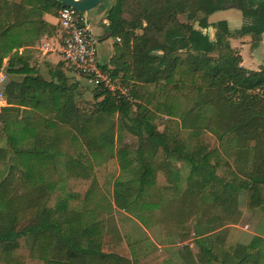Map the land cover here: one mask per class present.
<instances>
[{
  "label": "trees",
  "instance_id": "obj_1",
  "mask_svg": "<svg viewBox=\"0 0 264 264\" xmlns=\"http://www.w3.org/2000/svg\"><path fill=\"white\" fill-rule=\"evenodd\" d=\"M103 4L106 31L119 40L113 68L101 67L112 79L122 71L132 85L126 94L95 89L102 99L83 107L79 83L67 84L62 61L47 63L48 79L30 63L29 35L54 28H43L42 12L57 14L64 5L0 0V70L7 57L9 77L2 90L8 106L0 108V264H132L119 247L103 249L107 234L117 233L113 205L144 225L161 212L159 222L177 224L181 240L193 232L197 261L187 249L180 252L183 264H264L262 237L228 247L221 237L241 216L240 195L247 210L264 209V66L243 67L229 43L249 35L251 47L259 44L264 0ZM228 8L244 19L234 32L225 20L208 22ZM182 13L202 14L198 24L212 26L213 36L179 20ZM144 93L176 114L178 124L142 104ZM116 127L136 137L135 148L120 142ZM113 162L120 172L112 204L98 177L106 178ZM177 162L189 165L183 187ZM61 180L74 189L52 203ZM78 199L80 208L71 202ZM21 237L33 239L31 246L21 247ZM216 245L223 251L215 252Z\"/></svg>",
  "mask_w": 264,
  "mask_h": 264
},
{
  "label": "rangeland",
  "instance_id": "obj_2",
  "mask_svg": "<svg viewBox=\"0 0 264 264\" xmlns=\"http://www.w3.org/2000/svg\"><path fill=\"white\" fill-rule=\"evenodd\" d=\"M108 1L112 3L114 0H108ZM105 16H106V8H104V5L102 3L98 5L97 7H95L94 9L86 12V17L89 20L92 31L94 32V34L96 35L98 39V43H97L98 59L101 62V64H107L108 65L107 68L112 69L113 66L110 64V60H111V57L115 56L114 43L116 42V39L115 37L111 35H107L105 39H102L103 36L107 33L106 25L108 22L105 19ZM124 16L128 17V14L126 13L124 14ZM201 16L202 14H199V13H182L179 15V20H181L184 23L193 24L196 28L197 27L199 28L200 26L198 24V20ZM243 22H244V19H243ZM200 28L203 31L206 29L202 27ZM208 32L211 36H213L212 33L214 32V28L212 27L210 29V26H209ZM55 47L53 46V44H50L48 48H53V49H48V52L46 51V55H43L42 54L43 50H40L39 48L30 49L32 51V54H31L32 60L30 61V63L34 66L36 70L38 69L46 79H48L49 77V75L47 74V70H48L47 63L49 62L55 65L60 61L58 51L55 49ZM16 51L20 52L21 49L15 48L10 53H14ZM7 59H8L7 57L3 59L1 70H0V72L2 71L5 75V77L2 79L3 87L9 81V77L5 73V69H4ZM62 69H63V72L68 77V82H67L68 85H70L74 81H78L79 83L78 88H77L78 92L76 91L75 93V94L79 93L78 95L79 104H81L83 107H90L95 101H99L100 99H102V98L96 99L94 97V93L96 90L93 89V87L89 85L88 83L86 84V82L82 78L74 75L73 73H70L66 67H63ZM108 69L106 70V72L110 76ZM122 75H123V72L120 71L118 76L113 77V79L110 78L111 79L110 81H111L113 90L117 89V91H120L126 94L128 93L129 88L132 85V82H130L129 80L122 81ZM14 78H16V80L20 79L17 75L14 76ZM144 89H146V87H144L141 91H143ZM112 93H115V92L112 91ZM137 101L139 102V100H136V99L134 100V102H137ZM140 102L144 104L150 111L160 114L161 117H163V119L166 118V119L174 120L177 122V124L180 121L179 117L176 114H167L166 112H163L161 110L162 106L158 105L157 98L149 97L147 93H144V99H140ZM3 106H8V104L6 103L4 97L2 96V98H0V108ZM177 106H178V109L179 107L183 109L188 107L185 104H183L182 106L181 105H177ZM158 128L162 130L164 129V125L161 124L159 125ZM115 134H117V136L121 140L120 142L124 144L126 147L130 149H133L136 147L137 139L133 134L125 130L119 131L117 127H116ZM117 136L115 135V138H117ZM4 144H5V140H0V146H3ZM74 151H76V149H74L73 147L71 149V152H74ZM90 160H91V163L94 162V158L92 156L90 157ZM177 169L180 171V175H181L180 185L181 187H183L184 180L187 174V170L179 166H177ZM108 171H112V172L111 173L108 172L109 175L106 178L105 177L101 178L98 176L97 177H98L100 189L104 193L105 198L113 204V198H112L113 182L120 172L117 163L113 162L110 165V168H108ZM121 176H124V174L121 173ZM61 179L63 180L62 177ZM62 180L60 184L58 185L59 188L57 189V191L55 192V195L53 196L52 203L55 202L60 197H65L66 195H68L69 191L74 189L72 183H65L66 181L63 182ZM99 195L100 194H96V197H99ZM71 202L73 206L80 208L82 200L78 199L76 201H71ZM239 202H240L239 207L241 211L244 210V212L246 211L247 212L245 213V216L243 218H242L243 213L241 212V216L238 220V222L240 221V227L235 226L236 224H238V222H236L235 224H231L226 228L224 234L221 235L222 242L225 247L233 246V245H236L237 243L247 244L254 236H259V237H262V239H264V209L257 207L254 210H247V208H245L246 206L244 202V194L240 195ZM257 211H261V212H257ZM110 213H111L110 218L113 219L114 224L120 227L119 233H120V236L122 237L123 243L124 244L126 243V245L130 246L131 248L130 250L132 252V257H131L132 264H151L152 262L159 263L163 261V259L160 256V253L156 255L155 252L152 251L154 248L157 247V245L155 244V242L151 241L152 239L156 241V237H155L156 233L157 234L162 233V230H161L162 226H161V223H159L160 221L159 217L161 216V212L157 213L155 215V218L151 222H149L148 226L146 227L147 229L152 227L153 232H150L152 234L148 236L151 238H148L147 236L141 234V231L139 230L140 226H136L133 223L132 224L128 223L129 222L128 219H127L128 221L127 220L125 221V219H123V217L124 218L126 217V214H125L126 212L117 209L113 205V210H111ZM106 215H109V213H106ZM187 225L191 226V222H188ZM221 231L222 230H220V232ZM177 232L180 233V230H177ZM191 235H192L191 237L193 238V232H191ZM157 236L159 237V235ZM114 239L115 237H114L113 232L107 234L103 242V249L105 251L112 250V247L115 245ZM32 240L33 239H31L30 237H21V239L19 240V244L21 247L28 248L31 246ZM166 240L167 241L166 243H164L163 247H165V249H169L173 257L176 255L174 251H177L182 245H183L182 247H185V245L188 247L187 242H189V240H186V241L184 240V242H182L181 239H179V237L177 239L175 237V238H170ZM158 244L160 245V243ZM193 247L195 249L194 251L196 252L195 245H193ZM222 249H223L222 245H219V246L216 245V248H214V251L215 252L223 251ZM198 250L199 249L197 248V251ZM128 255L130 257L129 253ZM175 263L183 264V260L181 259V257L177 256L175 258Z\"/></svg>",
  "mask_w": 264,
  "mask_h": 264
},
{
  "label": "crops",
  "instance_id": "obj_3",
  "mask_svg": "<svg viewBox=\"0 0 264 264\" xmlns=\"http://www.w3.org/2000/svg\"><path fill=\"white\" fill-rule=\"evenodd\" d=\"M104 8H106L105 5H104ZM40 19L46 23V26H44L43 28H46L49 31H52V27H54L53 32L50 33V32H47L46 30H42L39 32V34L37 36L34 33L32 35H29V38H30L29 40H33V44L31 46H29L28 49L30 50L33 48H39L40 50H43L42 54L46 55V51L48 52V49H51V48H48V46L50 44H53V46H54L58 42L59 26H58V20H57L56 14H52L48 11H43ZM219 20H225L227 22L228 28L231 32L238 30L241 27V25L243 24V17L241 15V12L235 8H228V9L216 11V12H214L208 16V22L211 24L214 22H217ZM211 28H212V26H210V29ZM213 33H212V35H213ZM229 43H230V46L233 49H235L238 52V54L240 55V57H241V63L240 64L243 67H245L247 69L256 70V69H259L260 67L264 66V31L262 32L260 42L256 47H251V40H250L249 35L232 36L229 38ZM20 49L22 50L23 47ZM31 54H32V51H31ZM50 64H52V63H50ZM175 166H176V168H177V166H179V167H182L183 169H186V170H188V168H189L188 164H182L180 162L175 163ZM246 212H244V210H242V213H243L242 218L245 216ZM249 212H251V211H249ZM257 212H261V211H257ZM125 214H126L127 218L123 217V219H125V221L128 219L129 220L128 223H131V224L133 223L136 226H140L139 230L141 231L142 235H145L148 237L150 234H152V233H150V232H153L152 227L147 229L146 227L148 225L142 224L141 222H139L136 218H134L130 214H127V213H125ZM159 223H161V226H162V229H161L162 233H158V234L156 233V236H155L156 241L153 239L152 240L150 239V240L155 242V244L157 245V247L154 248L152 251H154L156 255L158 253H160V256L163 259V261H161L159 263H153L152 262L151 264H170L171 260H172L171 264H177V263H175V258L177 256L181 257L180 252L186 253L187 249H189L191 255L193 256V259L195 261H197L198 251H197V246L193 242V238L191 237L192 235L190 236V238L187 239V240H189V242H187L188 248H184V247H182L183 246L182 245L180 247L181 249L179 248L177 251H174L176 255L173 257L172 254L170 253V250L165 249V247H163V246H164V243H166V241H167L166 239L175 238V237L177 239L179 237V235H178L179 233L177 232V230H180L179 226L173 222H159ZM115 226H116L117 233L115 234V239H114L115 245H114V247H117V248L119 247V249L124 253L125 257H128L129 259H131V257H132V252L130 250L131 248H130V246H127L126 243L125 244L123 243L122 237L120 236V233H119L120 227L116 224H115ZM235 226L240 227V221ZM117 235H119V237H120L119 239L116 238ZM157 235H159V237ZM148 238H151V237H148ZM179 239H181V238L179 237ZM181 241L184 242V240H181ZM157 242L160 243V245ZM193 245H195V247H196V252L194 251L195 249H194ZM123 246H124V248H123ZM185 247H186V245H185ZM128 253L130 254V257L128 255Z\"/></svg>",
  "mask_w": 264,
  "mask_h": 264
},
{
  "label": "built area",
  "instance_id": "obj_4",
  "mask_svg": "<svg viewBox=\"0 0 264 264\" xmlns=\"http://www.w3.org/2000/svg\"><path fill=\"white\" fill-rule=\"evenodd\" d=\"M59 26L58 42L54 45L58 51L60 61L70 73L82 78L93 89L113 90L111 77L101 66L98 59L97 43L98 39L90 26L86 17V12L82 13L70 6H62L56 14ZM119 40L118 37H115ZM53 49V48H51ZM62 75L66 74L62 71ZM5 77L0 72V98H2V79Z\"/></svg>",
  "mask_w": 264,
  "mask_h": 264
},
{
  "label": "water",
  "instance_id": "obj_5",
  "mask_svg": "<svg viewBox=\"0 0 264 264\" xmlns=\"http://www.w3.org/2000/svg\"><path fill=\"white\" fill-rule=\"evenodd\" d=\"M62 5L70 6L78 10L79 12L85 13L88 12L101 3H103L104 0H56ZM209 27H207L203 32H208ZM107 35H111L110 31H107V33L103 36L102 39H105Z\"/></svg>",
  "mask_w": 264,
  "mask_h": 264
}]
</instances>
